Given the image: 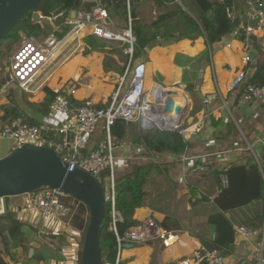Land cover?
Returning a JSON list of instances; mask_svg holds the SVG:
<instances>
[{
	"label": "crops",
	"instance_id": "0c3cea01",
	"mask_svg": "<svg viewBox=\"0 0 264 264\" xmlns=\"http://www.w3.org/2000/svg\"><path fill=\"white\" fill-rule=\"evenodd\" d=\"M140 10V18L145 23L155 20L159 14L151 0L145 1ZM237 16L238 27L211 48L206 46L204 37L175 42H165L161 37H157L156 41L159 43L145 48L143 55L138 59L145 64L146 84L155 82L167 90L177 89L187 93L191 102L186 107L181 123V133L189 143L187 153L208 154L206 162L210 168L201 174L186 173L185 165L179 157L169 154L154 156L142 144L135 142L136 136L141 132L137 124L126 126L123 139L113 145V155L118 168L116 174L120 175L143 162H153L160 169L151 172L147 177L143 204L135 209L133 218L139 225L146 218H152L159 223L164 217L170 216L179 222L182 230L166 233L165 239L172 238L174 241L163 248L161 246L165 239L139 244L125 243L121 252L124 264H176L190 256L202 244L198 234L210 233L205 231V223L208 214L215 209L213 198L219 188L216 172L243 152L247 157L252 156L255 159L264 153L256 145L253 147L254 156L245 151H237L244 142L253 144L257 138L264 137V102L244 101L241 98V89H228L229 82L238 71L243 70L248 79L254 67L264 61V30L252 29L248 39L241 41L237 34L239 30L250 27L251 20L248 19L246 9ZM244 25L247 27L244 28ZM250 37H254V40ZM206 48L209 50L208 64L200 61V54ZM247 48L258 52L255 63L252 60L243 62L244 55L248 53ZM45 74L48 76L47 72ZM49 79L47 77L37 81L38 89L34 94H28L32 102L43 101L44 86L58 93L67 86L51 84L52 82L46 84ZM192 84L195 86L194 91L189 89ZM210 93H213L214 97L208 101V113H205L200 96L205 97ZM83 96L82 92L80 94L76 91L73 98L83 101ZM25 110L31 117L39 120L42 117L28 108ZM228 125L231 131L227 130ZM99 130H102L101 126L94 132L95 136H98ZM13 146V140L0 138V158L7 155ZM192 189L196 191V197L189 195ZM65 200L70 207L69 214L60 220H53L41 216L22 196L0 198V214L10 211L22 222L20 230L27 237L24 244L30 248L31 243L36 242L33 254L28 258L29 248L24 252L18 241L8 237L6 244L10 254L9 264H77L88 223V210L81 202L69 196ZM235 225L240 223L235 222L233 227ZM6 234L8 235L7 232ZM48 235L63 239L50 240ZM250 247L248 242L240 238L234 239L231 253L225 255L222 264H254L250 259ZM34 254L41 255L43 260L39 262L32 258Z\"/></svg>",
	"mask_w": 264,
	"mask_h": 264
},
{
	"label": "built area",
	"instance_id": "2783aa9c",
	"mask_svg": "<svg viewBox=\"0 0 264 264\" xmlns=\"http://www.w3.org/2000/svg\"><path fill=\"white\" fill-rule=\"evenodd\" d=\"M90 3L87 9H76L74 17L67 16L64 21L69 26L62 38H57L53 32L47 36H27L19 32V45L11 53L8 67V84H16L27 94H34L38 89L37 81L42 73H46L55 60L69 45L85 47L84 38L91 35L104 42L118 43L123 54L127 57L124 71L116 75V91L113 92L110 102L100 108H93L87 104L73 107L70 98L75 95L71 84L63 87L58 95L48 105V114L42 116L39 124H29L21 117L14 118L10 124L0 128V138L7 137L13 140L14 146L29 143L46 146L55 151L60 159L67 164V170L79 168L91 174L103 187L106 201L111 203V222L109 229L115 234L117 251L114 264H118L125 243L139 244L152 240H164L166 232L152 218H146L139 225L129 228L122 236L118 235L116 222L121 220L120 214L114 208V155L111 144L110 127L121 119L124 124L135 123L141 131L158 129L161 131L181 132V124L172 117L173 110L165 108L170 98V92L159 85H146V68L143 61L132 62V55L136 45L130 20L124 28H117L107 23L110 12L104 0H81ZM248 19L256 22L255 27L246 28L248 38L252 29L264 30V0H245ZM59 13L58 15H61ZM53 17H45L41 13L35 22L42 24ZM234 10H227V18L235 20ZM250 56L246 53L243 62H249ZM230 91H242L244 101L264 102V86L247 84L245 72L238 71L228 84ZM183 94V102H174L184 108L191 102L187 93ZM214 97L208 94L202 100L208 103ZM101 128L105 131V140L88 152L86 149L91 135ZM256 145L264 152V137L257 138L253 144L244 142L237 151H245L254 156L253 147ZM208 154L183 153L179 160L185 165L184 172L201 174L209 170L206 163ZM108 169V173L104 171ZM218 192L228 186V177L225 173L218 175ZM26 203L32 206L41 216L60 220L65 218L70 207L65 198L68 196L61 188L41 187L29 193L20 195ZM235 239L240 238L250 244V259L254 264H264V231L244 224L235 225ZM224 254L217 248L209 249L200 244L188 257L176 264H222ZM80 260V258H79ZM79 264V261L77 262Z\"/></svg>",
	"mask_w": 264,
	"mask_h": 264
},
{
	"label": "trees",
	"instance_id": "16d2710c",
	"mask_svg": "<svg viewBox=\"0 0 264 264\" xmlns=\"http://www.w3.org/2000/svg\"><path fill=\"white\" fill-rule=\"evenodd\" d=\"M111 1L113 5L112 10L109 11L111 24L116 26L114 21H121L123 24L122 28H124L128 25V20H130L131 29L136 36V45L132 55L133 63L140 59L145 48L159 43V41H156L157 37H161L165 42H175L183 39L195 40L199 37H204L207 43L206 46L211 48L222 37L232 33L238 27V25L227 18V10H234L238 15L246 9L245 0H151L159 10V14L155 20L145 23L140 18V9L147 0ZM74 2L75 0H40L37 6L28 10L2 39L7 38L10 42H16L19 39V32L36 37L47 36L53 32L57 38H62L69 29L64 19L70 15ZM90 5L88 2L81 1L77 10L87 9ZM36 11L45 17H53L61 12L62 14L51 21H44V24H39L32 19V14ZM255 26L256 22L251 21L250 27ZM246 27L244 25V28ZM237 36L243 42L248 39L244 29L239 30ZM84 43V55H90L106 48V42L91 35H87L84 38ZM254 48L257 49L256 45H254ZM119 50L127 61V57L123 54L121 47ZM208 52L209 50L206 48L200 54L202 63H209ZM104 63L107 71L119 72L120 74L124 71L125 65L122 68L117 64L107 62V60ZM2 83L0 82V88ZM247 84L264 86V61L259 62L254 67L251 76L247 79ZM194 87L192 84L189 89L194 91ZM43 91L45 98L41 102H32L28 98V94L23 92L22 94L18 93V96L15 94L13 98L9 99L8 103L0 104V128L10 124L17 117H21L29 124H39L40 120L29 116L25 108L39 113L41 116L47 115L49 111L48 105L58 95V92L51 90L47 86L43 87ZM70 104L73 107H77L85 103L72 97L70 98ZM100 107L102 106H94L93 108ZM126 126L127 124L118 119L110 127L112 146L123 139L126 134ZM227 130L231 131L229 125ZM102 140H105V131L103 129L99 130L98 136H95L94 133L91 135L84 152L95 149ZM135 142L142 144L154 156L169 154L180 157L187 152L189 145L185 135L178 130L161 131L150 129L141 131L136 136ZM158 170L160 169L157 164L143 162L134 165L131 170L120 175L116 174L115 171L114 208L121 216V220L116 222L118 235L122 236L129 228L137 225L133 215L135 209L143 204L145 197L144 184L150 173ZM107 173L108 169L104 171V174ZM220 173L227 175L228 186L221 189L213 198L215 209L208 214L205 223V231L210 232L209 235H206V233L198 234V237L207 248H217L225 256L229 255L233 248L235 239L233 225L235 222L260 230L264 227V153H261L255 159L252 156L250 158L247 157V154L243 152V154L235 157L224 168L216 172L217 175ZM4 198L10 199V197ZM110 222L111 203L110 200H107L100 234L103 264H114L116 257V238L115 234L109 229ZM21 225L22 222L17 220L12 212L4 211L0 214V264H9L10 254L6 244L8 237L18 241L24 252L28 250L29 247L24 244L27 241V237L20 230ZM158 225L166 233L182 230L179 222L170 216L164 217ZM47 237L50 240L58 239L61 241L63 239L55 235H48ZM80 252L81 248L79 250V258ZM32 258L37 259L39 262L43 260V257L39 254H34ZM118 264H124L121 258Z\"/></svg>",
	"mask_w": 264,
	"mask_h": 264
},
{
	"label": "water",
	"instance_id": "95a60500",
	"mask_svg": "<svg viewBox=\"0 0 264 264\" xmlns=\"http://www.w3.org/2000/svg\"><path fill=\"white\" fill-rule=\"evenodd\" d=\"M104 1L107 9L111 11L112 1ZM39 2L40 0H0V40L28 10L35 8ZM80 2L81 0H75L70 17H74ZM38 15L37 11L34 12L32 19L37 20ZM106 22L110 23V18H107ZM234 24L239 25L238 16ZM250 39L254 40V37ZM247 51L250 59L255 63L259 56L258 52L249 48ZM5 71V80L8 81V67ZM196 89L198 90V86ZM200 98L204 99L203 96ZM203 106L204 112L208 113V104L204 103ZM165 108L169 111L173 110L172 117L176 123H182L186 108L174 105L171 98H168ZM41 187L61 188L69 197L81 202L87 208L88 223L83 236L79 264H103L100 234L106 197L101 184L91 174L79 168L68 171L66 162L46 146L25 143L0 158V198L20 196ZM189 195L196 197L197 193L192 189ZM173 241L174 239L167 238L161 247ZM35 246L36 242H32L28 250V258L32 256Z\"/></svg>",
	"mask_w": 264,
	"mask_h": 264
},
{
	"label": "rangeland",
	"instance_id": "374dc122",
	"mask_svg": "<svg viewBox=\"0 0 264 264\" xmlns=\"http://www.w3.org/2000/svg\"><path fill=\"white\" fill-rule=\"evenodd\" d=\"M114 24L117 28L123 27L121 21L116 20ZM22 34L30 36L23 32ZM18 45L19 39L16 42H10L4 38L0 43V82H3L0 88V104L1 102H8L15 94L23 93L16 84H8L5 80V68L9 65L11 53ZM84 49L85 47L69 45L55 60L51 68L47 70L48 76L42 73L39 79L50 78L46 84L50 82L57 85L71 84L75 92L79 91L80 94L81 92L84 94L82 98L85 104L91 107H104L110 102L113 92L116 91V75L120 74L119 72L107 71L104 61L107 60V62L123 68L126 59L120 53L119 44L114 42H106L104 50L93 52L90 55H84ZM146 85L148 87V84ZM114 169L115 171L118 169L116 168V161H114Z\"/></svg>",
	"mask_w": 264,
	"mask_h": 264
},
{
	"label": "bare ground",
	"instance_id": "6f19581e",
	"mask_svg": "<svg viewBox=\"0 0 264 264\" xmlns=\"http://www.w3.org/2000/svg\"><path fill=\"white\" fill-rule=\"evenodd\" d=\"M170 92V90H168ZM171 95L170 98L173 100V102H177V103H181L183 102L184 98H183V94L177 89L176 90H172L171 89Z\"/></svg>",
	"mask_w": 264,
	"mask_h": 264
}]
</instances>
